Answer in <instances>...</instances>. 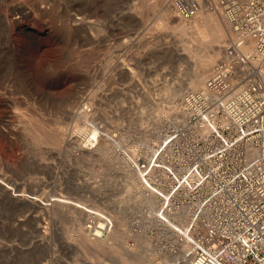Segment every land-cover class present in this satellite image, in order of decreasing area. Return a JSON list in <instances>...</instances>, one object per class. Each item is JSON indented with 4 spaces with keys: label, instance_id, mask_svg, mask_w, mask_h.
Here are the masks:
<instances>
[{
    "label": "rangeland",
    "instance_id": "1",
    "mask_svg": "<svg viewBox=\"0 0 264 264\" xmlns=\"http://www.w3.org/2000/svg\"><path fill=\"white\" fill-rule=\"evenodd\" d=\"M173 1L0 0V264H189L185 258L191 245L181 244L157 222V199L150 191L155 188L136 164L139 158H149L170 122L181 123L183 96L206 89L233 31L224 12L206 9L205 1L204 10L191 19L179 17ZM19 5L26 10L17 12ZM201 13L218 16L225 36L205 84L189 89L194 65L185 56L194 54V39L189 29L177 25ZM249 44L247 50L253 51L255 41ZM183 47L187 53L180 56L176 49ZM22 67L29 78L20 72ZM162 97L168 101L159 115L149 113L150 100ZM171 105L175 112L168 114ZM30 119L68 131L57 152L29 143L25 126ZM93 126L99 140L88 153L81 146L83 131ZM42 155L51 170L40 193L55 200L65 195L84 201L110 217L111 229L118 228L120 235L106 249L98 252L78 243L83 223L98 226L103 221L95 216L74 219L61 211L45 240L33 221L20 220L30 208L2 189L19 183V192H28L30 182L38 188L31 160ZM126 173L153 202L141 212L128 213L119 227L114 202L127 193ZM3 177L15 180L5 183ZM139 248L149 253L145 260L133 258Z\"/></svg>",
    "mask_w": 264,
    "mask_h": 264
},
{
    "label": "built area",
    "instance_id": "2",
    "mask_svg": "<svg viewBox=\"0 0 264 264\" xmlns=\"http://www.w3.org/2000/svg\"><path fill=\"white\" fill-rule=\"evenodd\" d=\"M203 1L224 12L232 37L208 87L183 96L181 123H169L136 169L155 188L157 222L191 245L189 264H264V0L173 6L191 19Z\"/></svg>",
    "mask_w": 264,
    "mask_h": 264
},
{
    "label": "bare ground",
    "instance_id": "3",
    "mask_svg": "<svg viewBox=\"0 0 264 264\" xmlns=\"http://www.w3.org/2000/svg\"><path fill=\"white\" fill-rule=\"evenodd\" d=\"M15 10H17V12H23L24 10H26V8L23 7L22 5H19L15 7ZM220 21H221L220 18H218V16H215V14L203 15V13H201L195 16L194 20L190 21V23H186L183 20L180 21L177 25V27H179L180 29L183 28L189 29L193 36L191 37L194 39L192 45V49L195 51L194 54L190 53L185 56L186 61L194 65L192 76L187 82L189 89L191 88L196 89L205 84V81L209 76V71L211 67L213 66L215 61H217L221 53V47L223 46L221 45V43L223 42L225 32L223 30ZM30 33L32 34V32ZM33 38L35 39V37ZM249 46L250 44H247V46L244 49L245 50L249 49L248 48ZM185 49L186 47L178 48L176 49V53L181 56L184 53H187ZM131 71L134 72L133 69H131ZM20 72L24 74L27 78H29L30 73L27 70V68L22 67ZM30 81L32 83L35 82V80H33L32 78L30 79ZM174 94L175 93H171V95ZM169 96L170 95H168V97ZM168 97L163 98L162 101H160V98L159 101L158 99L155 100V98H153L154 100L153 99L150 100L151 101L150 106H152L151 107L152 111L151 109H149L150 110L149 113L156 112V115H159L161 110H163V108L161 109L160 106L164 101H168ZM83 101L84 99L81 101V104L83 103ZM171 106H172L171 108L172 111L169 109L167 111L168 114H171L170 112L172 113L175 112L174 105ZM34 120L30 119L29 124L25 126V130L31 139V142L29 143L30 144L33 143L34 144L33 146L36 145L38 149L40 147L43 148V146H45L44 147L45 149L46 147H48L50 151L54 152L57 150V146H60L67 139L68 131L66 129H59L60 131L52 128L48 129L46 128L47 127L46 124H45L46 127L41 125L44 122L41 121L40 124V121L35 122ZM83 132H84V141H83L84 143H82L81 146L83 150L89 153L92 151L91 149H93V147L97 144L99 140V131L95 126H93L89 129H85ZM42 148H40V150ZM98 150L100 152H104L103 146H100ZM31 165L34 169H36V173H35L36 175H34L33 177H35V179L36 178L38 179L39 184L38 183L36 184L38 185V188L34 187V185L31 184L30 182L29 188L27 187V189H29L28 192L26 190L24 192H19L21 190L20 184L11 182V180L13 181L14 178L9 180V178L3 177L4 180L3 182H5L6 180L7 183H12L13 186L12 188H9L10 186L4 187L2 190L8 192L16 202H24L25 204L28 205V207L30 208L29 213L26 214L24 218H20V220L22 221L24 219H27L33 221V224L35 225V229L38 232V235L41 240H45L50 236V234L53 231L52 220L56 218L57 214H59L61 211L64 210L68 212L71 218L74 219L77 218L87 219V216L88 218H90L91 216H95L103 220L99 223L98 226L97 225L93 226L87 223H83V225H81L80 238H77L79 239L78 243L80 245L93 247V249L100 252V250L102 251L106 249L107 246H110V244L112 243L111 240L118 238V236L120 235L119 229L118 228L116 230L111 229L113 220L104 213H102L101 211L86 206L84 201H81L79 199H78L79 201H74L70 199L71 197L61 194L60 195L63 196L65 200L64 199L55 200V199L45 198L42 195V193H40V190L47 185L48 181L46 180V174L48 173V171L51 170V166L50 164H47L46 157L43 155L40 157H34V160L33 159L31 160ZM40 174H43V176H41ZM9 176L10 175H8V177ZM0 178L2 181V174ZM75 186L79 190L83 189V186H77V185ZM125 186L127 187V193L121 196L120 198H118L117 200H115L114 202L115 207L117 208L116 209L117 217L115 220L119 225V227L123 226L126 223L125 216L128 213L141 212L142 210H144V207L146 205H152L153 202V199L151 197L143 196L139 192L138 189L139 184L137 181H135V179L130 173H126L124 187ZM55 193H56L55 195L57 196V190H55ZM80 202H82L83 205ZM105 221H107V223ZM105 233L108 234L106 235ZM140 241L143 244L145 240L140 239ZM188 249L189 246L187 244L184 247V251ZM148 254L149 253L146 250H141L139 248L133 251V255H134L133 258L142 261L145 260V258H147ZM128 259L129 257H127V260ZM128 262L130 261L128 260ZM159 263L160 262H156L155 264H159Z\"/></svg>",
    "mask_w": 264,
    "mask_h": 264
}]
</instances>
